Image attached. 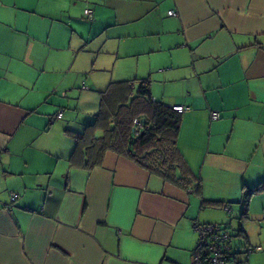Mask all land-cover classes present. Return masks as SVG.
I'll return each instance as SVG.
<instances>
[{
	"label": "crops",
	"instance_id": "obj_1",
	"mask_svg": "<svg viewBox=\"0 0 264 264\" xmlns=\"http://www.w3.org/2000/svg\"><path fill=\"white\" fill-rule=\"evenodd\" d=\"M143 78L188 107L193 187L111 150L74 165L101 92ZM262 181L264 0H0V264H190L193 220L226 226L238 264H264V190L245 202Z\"/></svg>",
	"mask_w": 264,
	"mask_h": 264
},
{
	"label": "trees",
	"instance_id": "obj_2",
	"mask_svg": "<svg viewBox=\"0 0 264 264\" xmlns=\"http://www.w3.org/2000/svg\"><path fill=\"white\" fill-rule=\"evenodd\" d=\"M134 118L143 122L138 136L132 132ZM180 124L181 113L152 99L148 78L112 82L101 92L100 110L94 122L74 136L73 157L79 160L74 165L84 169L97 167L104 153L111 150L181 188L193 187L195 178L177 148ZM261 190L264 181L247 189L245 202L250 194ZM231 255L235 256L233 251Z\"/></svg>",
	"mask_w": 264,
	"mask_h": 264
},
{
	"label": "built area",
	"instance_id": "obj_3",
	"mask_svg": "<svg viewBox=\"0 0 264 264\" xmlns=\"http://www.w3.org/2000/svg\"><path fill=\"white\" fill-rule=\"evenodd\" d=\"M169 15H175L173 10L168 11ZM84 15L88 18L92 17V9H84ZM154 99V98H152ZM179 113L188 110L187 106L182 104H173L171 106ZM63 112H57L56 117L61 118ZM220 114L213 110L210 112V119H218ZM133 135L138 136L143 128L142 120L134 118L133 121ZM18 198L17 193H11L9 202L12 204ZM225 210H229L228 205L223 206ZM191 227L196 233V242L191 251L190 264H236L235 258L231 255L232 251V234L223 224L218 222L202 223L197 220L191 222ZM260 246H256L248 251H258Z\"/></svg>",
	"mask_w": 264,
	"mask_h": 264
},
{
	"label": "rangeland",
	"instance_id": "obj_4",
	"mask_svg": "<svg viewBox=\"0 0 264 264\" xmlns=\"http://www.w3.org/2000/svg\"><path fill=\"white\" fill-rule=\"evenodd\" d=\"M237 242H238V239H237V238H234V239H233V244H234V243H237Z\"/></svg>",
	"mask_w": 264,
	"mask_h": 264
}]
</instances>
